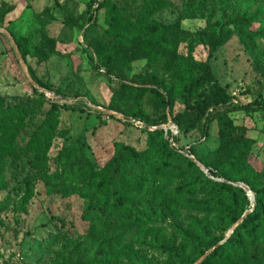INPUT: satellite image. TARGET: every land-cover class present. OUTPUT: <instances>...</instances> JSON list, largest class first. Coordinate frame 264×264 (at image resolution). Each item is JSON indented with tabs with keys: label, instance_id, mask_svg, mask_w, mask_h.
I'll return each instance as SVG.
<instances>
[{
	"label": "rangeland",
	"instance_id": "1",
	"mask_svg": "<svg viewBox=\"0 0 264 264\" xmlns=\"http://www.w3.org/2000/svg\"><path fill=\"white\" fill-rule=\"evenodd\" d=\"M89 1L0 0V264L191 263L208 238L232 220L226 235L242 224L255 200L247 196L246 209L233 188L202 193L203 179L187 164L174 170L154 163L135 191L124 180L112 185L107 168L117 146L144 153L154 132L150 153H163L159 130L149 131L161 124H146L168 113L161 98L123 87L103 66L129 80L153 79L174 98L176 116L184 110L177 97L196 77L184 62H204L226 20L250 19L249 26L228 28L211 61L212 81L178 119L181 143L197 142L208 114L264 99V37L255 38L264 33V0H111L92 27L69 26L65 16L77 18ZM140 42L143 49L133 54ZM220 90L227 105L203 109ZM230 120L245 132L221 138L212 122L195 154L217 170L232 150L245 152L243 163L227 169V182L245 178L264 188V114ZM148 190L169 211L164 219L146 222L136 213ZM255 236L258 243L264 233Z\"/></svg>",
	"mask_w": 264,
	"mask_h": 264
},
{
	"label": "trees",
	"instance_id": "2",
	"mask_svg": "<svg viewBox=\"0 0 264 264\" xmlns=\"http://www.w3.org/2000/svg\"><path fill=\"white\" fill-rule=\"evenodd\" d=\"M109 1L111 0H90L86 5L85 11L81 15H79L77 18L65 16L64 20L69 26L75 28L78 31L86 30V25L87 27H92L95 25L99 9L102 8L104 3ZM240 23L249 26L251 20L247 19L245 16H242L234 19H228L220 26L217 40L211 42L208 45L207 57L204 62H194L192 59H190L188 62H184V66L186 67L187 71L195 73L196 77L188 81V83L182 88V93L180 96L177 97L184 106V110L176 116H173L174 98L168 92L161 90V88L155 83L153 79L140 81L133 79L129 80L123 76L122 71L117 73L114 72L112 66H103L105 68L106 77H116L122 83L123 87H130L136 90H146L161 98L163 109L167 111L168 116L165 114L162 116L160 122L146 125H166L170 119L178 128V136L173 138V142L180 146V148L171 147L168 139L164 138V132L162 130H159V142L164 149L163 153L161 154L154 156L150 153L153 149L150 138L155 135L154 132H148V150L144 153L137 152L132 147L126 146L124 144L117 146L115 155L107 168V175L112 185L116 186L117 184L122 183L124 180L128 182L130 191H135L143 183L146 170H148V168L154 163L158 162L159 165H164L162 167L169 169L174 168V170L177 165L184 166L187 164L193 167L203 179L205 183L203 186H205V188L203 189L202 193L211 191L210 193L214 194L225 191L228 188H233L234 190H237L239 193L243 194L245 199L244 206L246 209L251 207V202L249 201L246 193L241 188L237 186H230L227 183L208 178L191 159L179 152V150H183L184 147L189 146L188 153L192 155L197 161H199L208 170V173L212 177L221 178L224 181L229 180L226 177L227 169L232 165L243 163L246 158L245 152L237 153V151L232 150L228 155L226 163L216 170L211 166V163L197 158L194 150L200 143V138L207 137L209 126L212 122L217 123L221 138L234 134H243L245 132V128L233 125L232 121L230 120V116L235 113H244L247 115L264 114V99H256L246 105L241 106H228V96L223 90H220L217 94L204 99L202 102L203 109H208L211 106H227L222 110L212 112L205 117L201 129L202 136L197 142L191 141L181 143V128L178 121L179 117L187 114V112L191 110H194L195 106H191L192 96L198 89H201L207 83L212 81L213 76L211 61L214 58L215 53L226 43L228 37V28L230 26H237ZM138 34L140 33L138 32ZM262 36L264 37V33L255 34V38ZM143 39L144 38H142V40ZM15 43L19 47V39H16ZM143 46L144 45L142 42H140L133 48L132 53L138 54L143 49ZM188 52L191 54V49H189ZM93 67L96 69L100 68L99 65H94ZM36 83L40 87L47 89V87L42 83ZM56 108V104H51L50 112H53ZM64 109L72 110L71 107L65 106ZM133 119L142 121V119L138 118L137 116H133ZM145 157L146 159L144 160ZM82 170L83 172H86L84 168ZM80 173L81 170L78 169L77 175ZM235 182L245 184L253 193L255 200L254 210L244 218L242 224H240L232 232L228 239H226V241L220 246L217 245L220 241L224 240L226 232L232 225L236 223V220H232L227 226H224L220 236H211L208 238L203 248H197V254L195 255L193 261L188 264H192L202 257L206 251H209L215 246L216 248L203 260L201 264H264V237L261 238V240L257 243V238L255 236L259 233H264V188L247 184L245 178H240ZM208 184L210 186H208ZM194 186L195 184H192V187ZM207 188L210 190H207ZM213 206L217 207L219 206V203L216 202V204ZM134 209L139 215L140 220L146 222L162 220L166 215L169 214V211L161 204L160 200H153V196L149 190L145 192L144 195L138 197ZM142 209L145 212H143V214H139L141 213ZM253 220L254 222L252 223ZM52 221H58L60 222V225L63 226V222L58 218H53Z\"/></svg>",
	"mask_w": 264,
	"mask_h": 264
},
{
	"label": "water",
	"instance_id": "3",
	"mask_svg": "<svg viewBox=\"0 0 264 264\" xmlns=\"http://www.w3.org/2000/svg\"><path fill=\"white\" fill-rule=\"evenodd\" d=\"M10 39H11V37H10ZM14 44V43H13ZM14 46H15V48H16V45L14 44ZM41 88V87H40ZM156 129H158V130H163L164 129V126L163 125H160V126H158V127H152V128H150V130L149 131H152V130H156ZM191 160L195 163V165L208 177V178H213L209 173H208V171H207V169L199 162V161H197L196 159H193V158H191ZM220 182H224V183H227V184H232V183H230V182H227V181H224V180H222V179H218ZM236 186H238L239 188H241L245 193H246V195L250 198V200H251V202L252 203H254V195H253V193L249 190V188L245 185V184H243V183H237L236 184ZM252 208H254V206H252ZM245 215L246 214H244L242 217H241V220H243L244 219V217H245ZM232 233V230L230 231V233L229 234H227L226 236H225V238H224V240L221 242V243H223V242H225L226 241V239H228V237L230 236V234ZM220 243V244H221ZM219 245V244H218ZM216 248V246L215 247H213V248H211V250H209L207 253H205L202 257H200L194 264H201L202 262H203V260L210 254V252H212L214 249Z\"/></svg>",
	"mask_w": 264,
	"mask_h": 264
},
{
	"label": "built area",
	"instance_id": "4",
	"mask_svg": "<svg viewBox=\"0 0 264 264\" xmlns=\"http://www.w3.org/2000/svg\"><path fill=\"white\" fill-rule=\"evenodd\" d=\"M163 126H164V129L162 131L164 132V138L168 139L170 146L173 148H180V146L176 145L173 142V138L178 136V128L176 127V125L169 119L167 124ZM168 132H169V135H168ZM188 149H189V146H186L184 147L183 150H179V152L184 154L189 159L191 158L195 159L192 155L188 153Z\"/></svg>",
	"mask_w": 264,
	"mask_h": 264
}]
</instances>
